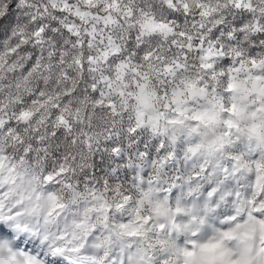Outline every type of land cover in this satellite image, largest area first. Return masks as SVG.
Segmentation results:
<instances>
[{
    "label": "clouds",
    "instance_id": "obj_1",
    "mask_svg": "<svg viewBox=\"0 0 264 264\" xmlns=\"http://www.w3.org/2000/svg\"><path fill=\"white\" fill-rule=\"evenodd\" d=\"M0 11L13 18L0 37V264H184L187 241L217 235L216 215L207 235L183 225L207 198L189 195L201 166L218 161L242 166L226 185L241 196L220 212L264 201V139L249 132L264 133V0Z\"/></svg>",
    "mask_w": 264,
    "mask_h": 264
},
{
    "label": "snow or ice",
    "instance_id": "obj_2",
    "mask_svg": "<svg viewBox=\"0 0 264 264\" xmlns=\"http://www.w3.org/2000/svg\"><path fill=\"white\" fill-rule=\"evenodd\" d=\"M70 2L71 0H69ZM0 16H3L2 11H0ZM12 25V16L9 15L4 19H0V37L6 36ZM41 33L44 35L49 34L43 28H40L35 35L39 36ZM24 47L26 50L27 45ZM36 64V57H32L28 61V67H33ZM22 115H27V113H23ZM249 132L260 139H264V133L255 128L249 129ZM161 150L163 151V148ZM231 159L239 160L240 157L234 156ZM222 160L223 156H221ZM241 168L242 166H237L236 164H223L219 161L209 168L201 166L202 179L206 183L196 184L194 188L190 189L189 195L199 191L201 196L203 193H206L207 198L202 205L199 198L192 201V206L186 213L188 217L187 223L183 225V228L186 231H190L193 237H196L202 227L205 235H207L208 229L204 226L210 215H216L218 218L211 227L217 235L199 244H197L195 239L187 241L188 247L183 251L185 257L184 264H264V219L258 215L264 210V201H261L258 206L249 211L247 216L241 212L233 214L231 211H219L220 204L233 195L236 198H240L241 193L239 191L233 193L226 188V185H228L229 181H233L239 185L240 180L237 177L240 176ZM261 168H264V164L257 162L256 169L259 171ZM197 178L201 179L199 176ZM176 179L179 180L181 178L177 177ZM241 179H243L242 176ZM175 187L176 185H173V188ZM172 194L176 195L174 191ZM177 199L179 200V197ZM213 201H215V206H213ZM257 234H259L261 244L259 249L255 247L254 243ZM249 241L253 242L250 243ZM30 264H38V262L32 261Z\"/></svg>",
    "mask_w": 264,
    "mask_h": 264
}]
</instances>
